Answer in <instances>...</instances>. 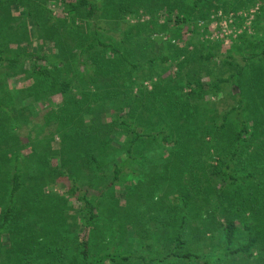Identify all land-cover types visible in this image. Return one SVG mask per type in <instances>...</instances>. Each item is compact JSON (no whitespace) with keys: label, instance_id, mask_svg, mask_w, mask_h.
<instances>
[{"label":"trees","instance_id":"1","mask_svg":"<svg viewBox=\"0 0 264 264\" xmlns=\"http://www.w3.org/2000/svg\"><path fill=\"white\" fill-rule=\"evenodd\" d=\"M22 1L0 0V9L9 12L11 8L18 9L24 6L26 15L39 17L43 12L41 6L45 3H56V0H25L23 3ZM152 1L105 0L108 12L106 13L114 22L125 21L129 16L139 19L149 15L144 9L150 7ZM190 1L193 3L188 8L187 0H157L159 3L156 4L159 13L157 19L162 18L166 22L164 25L154 22L153 25L158 26L157 30L162 33H166V29L172 27L175 33L180 32V35L175 44H172V39L163 41L167 45L165 49L167 54L150 60L148 74L143 75L142 83L151 81L153 87L150 94L154 105L148 107L145 103L147 100L140 98L137 99V103L127 107L129 118L127 121L121 120L122 124L113 139L116 144L118 140H123L119 144L121 147L119 152L123 150L124 154V157L121 155L120 158L122 166L114 163L112 173L107 174V172L103 179L108 180V189H116L123 174V166L132 159H137L138 144L144 136L130 123L145 121L153 112L152 119L148 117L150 130L153 129V133L149 136L155 139V151L161 145H163L162 150H165L162 151L165 156L163 163L168 170V176L164 177L166 182L162 188L166 186L169 194H172L174 189L175 194L172 197H179L175 199L177 205L172 207L180 211V221H178L183 227L189 215V201L193 202L194 197L203 198L204 204L206 203L210 208L207 211L212 214L208 213L211 218L217 217L214 215L218 213L222 216L217 221V226L224 232L226 248L208 256L194 255L190 252L180 253V250L186 246L181 234L172 239L174 248L172 244L170 248L174 250L164 257L139 255L135 246L137 244L134 248H130L129 245L117 248V245H114V238L118 236L110 239L106 236L107 231L102 226H98L99 215L96 205L91 200L97 195L95 184L90 183L89 187L80 189L78 182L70 175L68 176L70 186L65 188L64 197L66 203L72 201V206L78 207L76 211L61 207V204L54 202L52 205L43 204L42 206L45 207L37 210L34 207L43 198L42 194L36 196L40 187L35 184L32 188L33 196L29 197L21 173L18 171L11 174L7 171L3 173L2 169L8 159L2 153L5 145L0 141V248L9 245L14 248L12 252L3 254L0 251V264L7 262L77 264V261L80 264H164L170 258L185 260L195 258L203 264H212L213 259L221 263L231 257L242 258L245 261L243 264L249 262L264 264V41L259 39L260 32L264 31V25L260 27L261 29L255 27V35L252 37L243 35L240 40L248 49L263 48L262 51L249 52L250 58L247 57L249 62H256L253 67H240L238 63L233 62L232 56H227L221 59V68L214 70V60L218 58L215 54V43L205 40L194 44L192 38L199 35L200 22L207 19L212 9L218 11L225 8L223 3H220L221 0ZM255 1L248 0V4L244 6ZM57 2L62 3L63 12L73 16L72 25L79 18L96 19L101 12L91 0H57ZM43 10H46V7ZM139 12L143 15L139 16ZM261 18H264V15H261ZM8 20V18L3 19V21ZM42 23L47 22L42 21ZM42 23L32 22V25L40 28ZM64 24H66L65 20ZM140 24L142 23L138 21L133 26L137 30ZM144 24L146 21H143L141 28L146 26ZM141 31L143 34V29ZM127 33L130 34L128 31ZM57 34L60 32L51 29L45 38L53 41ZM135 35L139 38L141 33L136 32ZM64 40L55 41V45L65 49ZM156 43L160 48L165 44L160 40ZM82 44L76 46L78 51ZM138 45L141 46L142 42L140 41ZM143 46L147 47L145 41ZM3 48L4 46L0 45V61L4 60ZM96 52L99 53L98 56L95 55ZM24 55L25 53L14 55L13 59L9 60V64L14 67L22 62L26 64L27 60L28 62L35 60ZM78 59L81 64L80 70L88 72L90 63L100 82L98 88L95 86L97 92L82 95L79 100H94L108 105L122 99L121 101L126 104L129 96L121 93V85L124 83L123 74L129 69L143 68L141 63H133L129 56L122 55L119 49L97 36L83 46L79 51ZM82 59L88 63H84ZM164 64H168V67L164 68ZM33 74L49 80L54 77L51 71L37 66L33 67ZM92 80L87 82L89 87L95 85L96 79ZM59 82L58 79H53L51 85ZM60 86L63 87L64 94L71 91L70 82H61ZM78 88L85 91L80 85ZM240 88H243L244 94H241ZM82 103L75 104L70 111H80L84 108L81 106ZM227 103L231 104L230 107ZM85 109L88 111L85 116H91L89 113L91 104L87 103ZM82 116L83 114L78 118ZM89 122L90 126H87L90 130L87 131L86 138L88 140L91 136L96 137L95 141L91 142L93 145L96 144V153L90 150L83 154L82 161L79 159L78 162L81 164H76L78 168L75 175L80 176L82 171H87L89 180H94L98 178L99 173H104L103 160L110 157L109 153L114 147L113 144L102 143L104 134L96 133V136L93 133L99 130L100 126L94 121L89 120ZM158 152H161L160 148ZM203 158L206 160V168L200 166ZM162 191L166 195L165 188ZM134 192L135 195L140 194V198L144 200L152 199L151 195L146 197L140 188ZM204 204H201L202 208L206 207ZM62 218L66 219V229L58 222ZM240 219L244 222H240ZM129 225L131 224L127 226ZM240 229L253 234L242 245L234 248ZM164 247L160 246V251L166 254ZM2 255L6 256V260L1 258Z\"/></svg>","mask_w":264,"mask_h":264},{"label":"rangeland","instance_id":"2","mask_svg":"<svg viewBox=\"0 0 264 264\" xmlns=\"http://www.w3.org/2000/svg\"><path fill=\"white\" fill-rule=\"evenodd\" d=\"M91 2L101 9L99 17L89 20L79 18L74 25H72L73 16L63 12L62 3L60 4L57 0L55 4L45 3L41 6L43 12L39 17L26 15L24 6L18 9L11 8L9 12L0 9V45L4 46L2 54L4 60L0 61V141L5 145L2 153L8 159L2 169L3 173L5 171L9 174L14 171L21 173L22 182L28 189L29 197L33 196L32 188L35 184L40 187L36 196L39 197L42 194L43 198L34 207L37 210L45 207L42 206L43 204L52 205L54 202L61 204V207L76 211L78 207H73L72 201L66 203L64 197L65 188L70 186L68 178L70 175L78 182L80 189L84 190V187H89L90 183L95 184L97 195H94L91 200L96 205L99 215L98 226H102L107 231L108 238L118 236L114 238V245H117V248L122 245L134 248L137 244L135 246L139 255L164 257L173 252L174 249L170 248L171 241L181 234L186 246L180 250V253L190 252L194 255L208 256L223 251L226 248L225 236L223 230L217 226V221L222 216L218 213L214 215L217 217L211 218L209 215L211 213L207 211L210 208L206 203L204 204L203 198L194 197L193 202L189 201V215L183 227L179 222L180 211L172 209L177 205L175 199L179 197H172L175 194L174 189L173 193L169 194L166 186L162 188L166 182L164 177L168 176V170L165 169L163 163V157H165L163 154L165 150H162L163 145H161L162 148L158 147L161 152H158V149L155 151V139L149 136L153 133V129L150 130L148 117L152 119L153 112L145 121L137 124L130 123L135 130L144 134L138 144L139 153L136 160L132 159L123 166V174L116 189H108V180L103 179L105 174L112 173L114 163L122 166L120 158L124 154L123 150L119 152L121 150L119 144L123 140H118L117 144L113 140L122 124L121 120L126 119L127 121L129 118L127 107L137 103V99L147 100L145 103L148 107L154 105L150 94L153 86L151 81L142 83L143 75L148 74L150 60L167 54L165 50L167 45L163 41L172 39V44H175L180 32L175 33L171 27L166 29V33H162L157 30L158 26L153 25L154 22L159 25H164L166 22L162 18L157 19L159 17L158 7H156L157 0H153L150 7L147 6L144 9V12L149 15H144L139 19L129 16L125 21L120 22L109 19L105 0H91ZM187 2L189 8L193 2L190 0ZM220 3H223L225 9L211 10L207 19L200 22V33L193 36L192 43L197 44L205 40L215 43V54L218 58L214 60V70L221 68V59L227 56H232L233 62L238 63L240 67H253L256 62H249V52L262 51L263 48L248 49L240 40L243 35L249 37L255 35V27H263L264 18H261V15H264L262 12L264 0H256L247 6L244 5L248 4V0H221ZM45 7L46 10H43ZM142 12L138 13L139 16L143 15ZM153 14L154 16H151ZM150 17L154 18L150 19ZM7 18L8 21H3ZM42 21L47 23L43 24ZM138 21L142 24L146 21L144 24L146 26L141 28L142 24H140L136 30L133 25H136ZM32 22L33 24L40 22L42 25L37 28L32 25ZM51 29L60 32L53 41L45 38ZM141 29H143V34ZM136 32L141 33L139 38H137L138 34L136 37ZM96 36L104 42L111 43L121 51L122 55L129 56L133 63H141L143 66L136 70L129 69L123 74L124 83L121 82V93L129 96L126 104L121 101L122 99L108 105L94 100H79L82 95L97 92L95 88L100 85L97 80L98 75L91 64L88 65V72L81 71L78 59L79 51ZM260 38L264 41V31L260 32ZM63 40L66 52L65 49L55 45V41L62 42ZM138 40L142 42L141 46L138 45ZM159 40L165 43L163 48L155 44ZM143 41L147 47L143 46ZM79 43L83 44L78 51L76 46ZM72 51L75 53L71 54ZM18 53H25L27 57L35 60L29 62L27 60L26 64L22 62L12 67L9 60ZM95 55L98 56L99 53L96 52ZM81 61L88 63L84 59ZM34 66L51 71L54 76L52 78L60 82L51 85L53 79H44L34 75ZM163 67L167 68L168 64H164ZM128 73L131 74L128 75ZM93 78L96 79L95 85L89 87L87 82ZM155 81L156 79L153 82ZM61 82H70L71 91L64 94L63 87L60 86ZM79 85L84 87L85 91L78 88ZM240 92L244 94L243 88H240ZM81 102H83L81 104L83 109L70 111L72 106ZM87 103L91 104L89 112L91 116H85L88 114L85 109ZM230 105L227 103L228 107ZM82 114L83 116L78 118ZM89 120L100 126L99 130L93 133L96 136V133L104 134L102 143L113 144L114 147L112 152L109 151L110 157L103 160L104 173H99L98 178L94 180H89L87 171H82L80 176L75 175L78 168L76 164L82 161L83 154L90 150L96 153V144L91 143L96 137L91 136L88 140L86 138L87 131L90 130L87 126H90ZM200 166L206 168L204 158L201 159ZM198 168L202 169L199 166ZM138 188L142 190V193L144 192L146 197L151 195L152 199L147 201L140 198V194L135 195L134 190ZM164 188L166 195L162 191ZM201 204L206 207L202 208ZM65 220L62 218L58 221L59 224L62 223L64 229H66ZM240 222L244 220L240 219ZM128 224L131 225L127 226ZM252 234L253 232L240 229L234 248L242 245ZM160 246H165L166 254L161 253ZM171 246L173 247V244ZM13 250L12 245L0 248L2 254ZM1 258L6 260L4 255ZM233 262L235 264L245 263L242 258L235 257L228 258L227 261L221 263L215 259L212 260V264H232ZM7 264L10 263L7 262ZM77 264L80 262L77 261ZM164 264L203 263L195 258L190 260L170 258Z\"/></svg>","mask_w":264,"mask_h":264}]
</instances>
